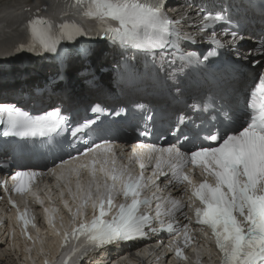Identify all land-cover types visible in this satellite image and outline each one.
Instances as JSON below:
<instances>
[{
    "label": "snow or ice",
    "instance_id": "snow-or-ice-1",
    "mask_svg": "<svg viewBox=\"0 0 264 264\" xmlns=\"http://www.w3.org/2000/svg\"><path fill=\"white\" fill-rule=\"evenodd\" d=\"M165 7L166 0H64L60 17L56 21L39 14L41 11H47V6L38 7L21 25L27 35V42L19 44L16 51L54 53L61 41L96 35L102 36L126 52H142L155 58L158 50L167 52L171 49L174 50L172 55L192 63L194 54H179L178 41L181 37L176 26L181 21L170 18L165 12ZM201 14V32L211 25L230 23L219 11L213 14L201 9ZM89 22L95 26H90ZM225 32L232 36L229 43H235L238 34L235 31ZM183 39L194 42L190 36ZM208 43L214 45V48L204 57L205 61L210 56L217 55L216 48L223 47L215 33ZM252 55L260 57L250 60L252 65H264V40L249 54ZM196 62L200 63L199 58H196ZM221 83L225 93L229 88L234 90L235 82L230 73L225 72ZM209 107L208 104L203 108L193 105V110L208 112ZM91 111L96 119H85L69 127L70 118L63 115L60 108L43 115H32L15 104L0 103V125L3 126L0 135L5 138L19 137L29 140L37 136L51 138L52 134L70 132L74 140L89 143L92 134L99 130L98 126L94 128L93 125H97L99 117L106 114V110L99 105L92 107ZM121 112L123 109L117 111L116 115L119 116ZM216 112L223 120L219 116H213L211 127L214 130L203 133L200 131L201 125L192 121L190 126L188 117L178 116L169 128V134L175 142L170 143L168 147H158L154 143L133 144L132 153L128 157L129 163L120 168L115 166V146L107 140L103 144L89 146L77 156H72V160H78L80 155L92 153L91 164H81L80 168H89L95 179L96 164L99 163L100 173L111 183L104 184L107 198L101 197L99 203L92 204L96 212L93 218L87 223L81 220L71 233H64L61 248H67L71 242V250L65 256L63 264H70L74 256L82 255L88 249H101L123 241L144 239L148 235L146 228L153 233L167 231L177 235L183 234V247L188 248L192 242L189 231L193 221L199 226L201 233L206 237L210 234L214 240L220 253L219 264H264V71L253 77L239 109L226 108L221 103ZM224 120L228 121V124H224ZM139 135H151L147 124ZM185 141L192 147L185 148ZM137 149L141 151L138 153ZM97 150L104 153L102 161L95 158ZM145 156L146 162L143 159ZM109 158L113 165L111 168L107 167ZM67 163V160L62 161V164ZM133 163L140 169L137 175H133L131 170ZM147 165L152 167L151 175L146 180ZM2 166L7 167L6 164ZM196 170H199L200 176L203 177L198 183L193 178ZM49 171L55 174V169ZM41 175L43 174L36 171L15 172L11 176L12 192L27 193L36 178ZM161 176L168 180L169 185H185L184 191L188 194L187 207L193 213L192 217L185 215L189 223L182 226L173 225L176 212L183 214L185 205L181 200L171 196L165 197L164 202L170 207L164 210L161 198L155 193L151 197L142 196L150 187L160 191L157 180ZM117 184L121 188L120 194L125 200L131 199L130 203H121L118 207L114 205L113 192ZM0 187H4L5 192L8 191L6 181L0 184ZM88 199H91V193ZM153 199L157 201L156 220L160 225L159 229L152 228L151 215L140 214V209L150 207ZM9 204L16 207L11 200ZM65 207H68L66 201ZM80 207H87V201L82 200ZM113 208L115 215L111 220H105L104 217L110 215ZM51 211L54 213L56 209ZM45 212H49V209L46 208ZM69 212L75 218L76 213L71 208ZM162 215L171 218L167 225L161 219ZM16 219L22 225L23 235L31 240L26 229L29 225L35 227L34 218L25 209L23 213H17ZM53 220L54 216L50 215V226ZM175 256L178 259H186L180 247L175 248Z\"/></svg>",
    "mask_w": 264,
    "mask_h": 264
},
{
    "label": "bare ground",
    "instance_id": "bare-ground-1",
    "mask_svg": "<svg viewBox=\"0 0 264 264\" xmlns=\"http://www.w3.org/2000/svg\"><path fill=\"white\" fill-rule=\"evenodd\" d=\"M32 4L33 3L29 0H0V55L6 54V47L11 46L16 42L19 25L15 23V20L18 18V14L22 12L24 8H31ZM103 51H105L103 43H101L100 46H98L96 50L93 51L94 53L91 60L95 67L96 75L98 74V69L102 66L103 62L106 61ZM81 65L82 62H78L77 59L72 62V67L77 68L78 70H80ZM50 66H38L35 70H33L35 76L28 80H22L20 78L21 74L28 73L26 70H19L16 66H14L11 70L5 71L0 67V91L10 87H20L25 84H34L42 77L44 71H50ZM100 79L103 84L105 81H108V77L105 76H101ZM81 81L82 80L78 79L76 76L69 79L65 87L68 91V94L75 98H85L86 96H92L83 85H79ZM34 194H37V192H34L32 195ZM27 200H29V198L24 197L20 198L19 202L23 203ZM40 200L41 203H44V206H46L44 198L40 197ZM47 214L51 215L52 211L49 210ZM64 221L65 218L63 220L57 221L52 226L57 227V224H63ZM51 236H54L53 230H48L47 232H37L33 236V243H29L26 240L18 241L17 238L14 237L10 252L5 251L2 249V247H0V264H11L10 260L13 261V258L15 257L18 258V264H36L35 260L32 259L39 257L46 258V247L51 243ZM196 252L198 255H202L203 253H206L207 250L201 248L197 249ZM137 255L139 257H146L149 255V252L146 250L139 251ZM128 263L131 264L130 262Z\"/></svg>",
    "mask_w": 264,
    "mask_h": 264
},
{
    "label": "rangeland",
    "instance_id": "rangeland-1",
    "mask_svg": "<svg viewBox=\"0 0 264 264\" xmlns=\"http://www.w3.org/2000/svg\"><path fill=\"white\" fill-rule=\"evenodd\" d=\"M9 260H10V259H9ZM11 261H12V260H10V263H11V264H13V263H14V264H18V260L16 261L15 258H13V261H12V262H11Z\"/></svg>",
    "mask_w": 264,
    "mask_h": 264
}]
</instances>
